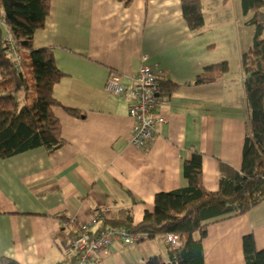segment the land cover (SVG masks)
Here are the masks:
<instances>
[{
	"label": "crops",
	"instance_id": "0c3cea01",
	"mask_svg": "<svg viewBox=\"0 0 264 264\" xmlns=\"http://www.w3.org/2000/svg\"><path fill=\"white\" fill-rule=\"evenodd\" d=\"M200 1L204 24L193 30L181 0H50L34 46H54L67 75L53 93L78 111L55 109L65 141L57 149L36 147L0 159V257L20 264L63 260L56 238L63 220L56 213L68 222L99 216L98 227L129 209L134 222L141 221L157 192L186 185L181 165L193 150L202 155L207 190H217L221 162L241 167L248 110L240 55L251 42V26L239 0ZM219 60L230 67L222 78L194 82ZM141 65L157 67L177 84L163 95L161 89L157 112L166 120L145 149L129 141L127 100L105 90L109 75L126 85ZM248 233L264 248V201L242 215L208 221L204 264H245L242 237ZM156 238L113 242L91 263L145 264L151 255L164 256L166 243Z\"/></svg>",
	"mask_w": 264,
	"mask_h": 264
},
{
	"label": "trees",
	"instance_id": "16d2710c",
	"mask_svg": "<svg viewBox=\"0 0 264 264\" xmlns=\"http://www.w3.org/2000/svg\"><path fill=\"white\" fill-rule=\"evenodd\" d=\"M239 1L247 16L244 23L254 28L248 48L240 55L248 110L241 167L221 162L218 188L207 190L202 181V155L193 150L181 165L186 185L157 192L153 208L145 210L141 221L135 223L129 209L101 221L97 229L124 227L130 233H139L138 242L157 236L164 239L166 233L178 237L177 245L166 243L165 257L151 255L145 264H204L202 240L208 221L242 215L264 201V0ZM50 6V0H0V159L36 147L49 152L57 149L65 141L55 109L60 107L71 114L78 111L53 93L55 84L67 75L56 63L54 46H34L35 32L44 27ZM180 7L190 29L203 26L200 0H181ZM229 68L227 60L207 64L195 75L194 82L219 80ZM160 84L162 95L177 86L163 77ZM19 91L23 92L21 100L16 97ZM124 98L129 110L130 101ZM55 216L63 220L56 238L64 258L54 264H64L74 259L72 251L80 223L68 222L62 212ZM242 251L245 264H264V248H256L251 233L243 235ZM0 264L20 263L1 256Z\"/></svg>",
	"mask_w": 264,
	"mask_h": 264
},
{
	"label": "built area",
	"instance_id": "2783aa9c",
	"mask_svg": "<svg viewBox=\"0 0 264 264\" xmlns=\"http://www.w3.org/2000/svg\"><path fill=\"white\" fill-rule=\"evenodd\" d=\"M6 41L10 43L9 38ZM163 73L151 65H141L131 77L129 84L119 82L118 77L111 75L105 85V90L112 95H121L130 102L129 115L133 120L130 143L138 148L145 149L153 141L157 127L165 122L157 108L160 104V79ZM99 216L87 221H80L75 234L73 264H90L99 252H103L113 242L137 243L139 233H130L124 227L96 226ZM96 226V228H95ZM165 243L178 244L179 239L173 233L164 235Z\"/></svg>",
	"mask_w": 264,
	"mask_h": 264
},
{
	"label": "rangeland",
	"instance_id": "374dc122",
	"mask_svg": "<svg viewBox=\"0 0 264 264\" xmlns=\"http://www.w3.org/2000/svg\"><path fill=\"white\" fill-rule=\"evenodd\" d=\"M261 11H263V13H264V4H263V6L261 7ZM242 27V24H240V20H237V23H236V29H240ZM247 27V26H246ZM247 29L248 30H246L247 32H246V34L248 35V37H250V40H252V36H253V31H254V28L251 26V27H247ZM244 32H245V30H243ZM37 43V42H36ZM36 47V46H35ZM233 66V65H232ZM22 96H23V92L22 91H19L18 93H16V97H17V99L18 100H21V98H22ZM29 98V97H28ZM27 101H29L30 102V100L28 99ZM156 239H160V236H157V238ZM164 247V249L162 248V254L164 255V257H165V255H166V250H165V246H163ZM74 261H75V259H72V261L70 262V264H73L74 263Z\"/></svg>",
	"mask_w": 264,
	"mask_h": 264
},
{
	"label": "bare ground",
	"instance_id": "6f19581e",
	"mask_svg": "<svg viewBox=\"0 0 264 264\" xmlns=\"http://www.w3.org/2000/svg\"><path fill=\"white\" fill-rule=\"evenodd\" d=\"M90 264H92V263H90Z\"/></svg>",
	"mask_w": 264,
	"mask_h": 264
}]
</instances>
